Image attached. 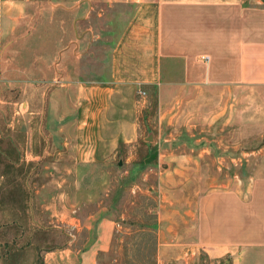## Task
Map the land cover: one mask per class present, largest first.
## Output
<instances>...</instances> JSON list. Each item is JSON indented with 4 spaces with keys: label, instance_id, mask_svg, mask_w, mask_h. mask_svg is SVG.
I'll use <instances>...</instances> for the list:
<instances>
[{
    "label": "crops",
    "instance_id": "obj_1",
    "mask_svg": "<svg viewBox=\"0 0 264 264\" xmlns=\"http://www.w3.org/2000/svg\"><path fill=\"white\" fill-rule=\"evenodd\" d=\"M82 1H29V15L40 14L43 22L41 31L36 27L29 34L40 36L42 44V57L29 66V107L33 115L39 112L42 96L44 130L40 138L29 135V157L57 156L72 173L77 164L110 158L119 143L134 142L146 130L155 116L149 107L154 95L159 128L180 129L162 139L207 141L198 152L173 150L176 159L214 155L209 142H218V186L203 188L208 179L200 181V191L189 193V209L174 208V220H189L197 244L212 256H229L231 264H264V143L252 145L264 141V9L237 0H86L120 9L111 18L109 55L97 78L86 81L77 50ZM6 20L0 11L1 38ZM140 90L145 94L139 97ZM230 146L237 163L249 155L246 177L226 179ZM181 165L171 171L214 170L212 164ZM44 203L73 205L71 211L76 205L63 193ZM59 210L55 214L62 220H78ZM83 226L89 233L84 245L71 239L45 249L39 264H99L115 221L97 209L83 217Z\"/></svg>",
    "mask_w": 264,
    "mask_h": 264
},
{
    "label": "rangeland",
    "instance_id": "obj_2",
    "mask_svg": "<svg viewBox=\"0 0 264 264\" xmlns=\"http://www.w3.org/2000/svg\"><path fill=\"white\" fill-rule=\"evenodd\" d=\"M29 1L41 4L45 0H0V11L7 18V32L0 37V264H39L45 249L62 246L71 239L76 245H84L89 233L83 217L97 209H103L115 221L108 249L98 253L99 264H231L229 256H212L199 246L189 228L190 221L180 225L173 215L174 208L189 209V193L195 187L199 189L203 179H208L203 188L218 186V142H209L214 155L203 154L189 161L185 157L176 159L173 150L185 152L194 147L198 152L207 141L162 139L180 129L171 131L168 124L159 128L154 95L149 107H153L150 114L155 116L146 130L134 142L119 143L110 158L77 164V173H72L64 171V160L57 156L29 157V135L40 138L44 132L42 96L37 101L39 112L33 115L29 107V66L42 57L40 36L29 38V34L36 27L41 31L43 23L42 15H29ZM237 1L264 9V0ZM82 3L78 24L82 38L77 50L83 59L82 80L94 81L100 63H105L109 55L111 18L120 9L86 0ZM33 49L40 53H29ZM183 130V134L188 133L186 127ZM229 143L232 146L234 142ZM258 143L264 141L252 145ZM35 145L41 148L40 141ZM231 146L225 160L226 179L246 177L249 155H241L237 163ZM249 146L247 142L242 144L243 149ZM177 164H212L214 170L171 171ZM62 193L65 199L76 202L74 211L73 205L43 204ZM57 210L75 214L81 225L78 220L75 224L73 219L62 220L55 214Z\"/></svg>",
    "mask_w": 264,
    "mask_h": 264
},
{
    "label": "built area",
    "instance_id": "obj_3",
    "mask_svg": "<svg viewBox=\"0 0 264 264\" xmlns=\"http://www.w3.org/2000/svg\"><path fill=\"white\" fill-rule=\"evenodd\" d=\"M139 93H140L141 95H144V94H145L144 91H142V90H140Z\"/></svg>",
    "mask_w": 264,
    "mask_h": 264
}]
</instances>
